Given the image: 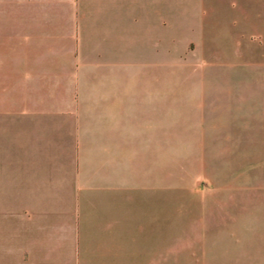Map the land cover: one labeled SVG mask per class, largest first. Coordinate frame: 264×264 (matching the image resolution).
I'll return each instance as SVG.
<instances>
[{"label": "crops", "instance_id": "crops-1", "mask_svg": "<svg viewBox=\"0 0 264 264\" xmlns=\"http://www.w3.org/2000/svg\"><path fill=\"white\" fill-rule=\"evenodd\" d=\"M170 66L196 91L162 95ZM168 102L215 103L235 185L264 183V0H0V264H161Z\"/></svg>", "mask_w": 264, "mask_h": 264}, {"label": "rangeland", "instance_id": "rangeland-1", "mask_svg": "<svg viewBox=\"0 0 264 264\" xmlns=\"http://www.w3.org/2000/svg\"><path fill=\"white\" fill-rule=\"evenodd\" d=\"M160 75L162 95L173 97L195 92L192 79L200 78L201 70L170 66ZM164 104L161 264H233V257H264V183L235 185L232 150L216 148L215 103L203 116L187 115L183 104L178 109Z\"/></svg>", "mask_w": 264, "mask_h": 264}]
</instances>
